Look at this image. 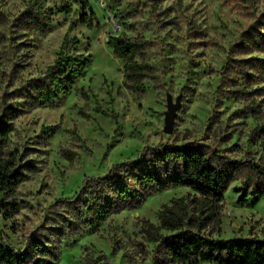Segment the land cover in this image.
<instances>
[{
    "label": "rangeland",
    "instance_id": "obj_1",
    "mask_svg": "<svg viewBox=\"0 0 264 264\" xmlns=\"http://www.w3.org/2000/svg\"><path fill=\"white\" fill-rule=\"evenodd\" d=\"M88 2L90 26L81 22L83 9L74 0H0V121L5 107L20 109L11 120L9 147L31 165L13 193L0 195L2 202L15 201L0 213V234L17 252L34 240L52 244L55 264H167L144 230L158 226L160 208L188 189L149 194L113 211L95 230L76 219L74 196L144 146L197 143L264 167V145L253 134L264 124V75L247 85L261 90L243 96L230 87L228 76L236 73L222 72L230 58L264 56L237 47L244 31L264 22V0ZM114 31L150 41L146 58L157 70L143 95L124 86L123 62L107 45ZM63 44L88 65L68 94L31 107L34 87ZM168 94L180 98L170 134L163 130ZM251 102L256 111L247 107ZM242 182L230 183L218 220L205 222L203 234L264 239V196L239 204Z\"/></svg>",
    "mask_w": 264,
    "mask_h": 264
},
{
    "label": "trees",
    "instance_id": "obj_2",
    "mask_svg": "<svg viewBox=\"0 0 264 264\" xmlns=\"http://www.w3.org/2000/svg\"><path fill=\"white\" fill-rule=\"evenodd\" d=\"M83 9L80 20L91 25L94 13L88 0H74ZM115 1V0H114ZM88 10L89 14H84ZM69 8H63L68 12ZM91 15V16H90ZM241 35L239 51L264 52V22H257ZM123 26L129 27L127 22ZM149 40L130 37L123 31L112 32L107 45L115 57L123 62L124 86L134 94L143 95L146 80H154L156 67L146 58ZM88 65L81 55H70L63 44L40 83L33 89L30 106H44L60 94H68L77 77ZM235 72L229 77L232 92L239 95L258 93L260 88H247L264 75V56L245 59L230 58L222 72ZM245 87V88H244ZM256 111L257 105L252 104ZM20 109L5 107L0 121V195L13 193L26 180L29 163H20L17 154L9 147L11 120ZM255 118V116H252ZM56 126L46 129L55 132ZM255 142L264 145V124L254 127ZM242 178L237 202L247 196L257 199L264 196V167L251 161L232 160L217 150L197 144H164L158 148L144 146L136 158L114 164L106 175L87 182L74 196V215L84 227L95 230L113 211L132 208L149 194L179 187L190 191L173 198L157 212L158 226L148 224L144 233L160 249L167 264H264V239L235 237L217 239L201 232L205 222L218 220L224 194L230 183ZM15 201L2 202L0 213ZM168 232L164 234L161 231ZM62 237H66L63 234ZM53 245L34 240L27 250L17 252L0 234V264H55ZM34 257V258H33Z\"/></svg>",
    "mask_w": 264,
    "mask_h": 264
},
{
    "label": "water",
    "instance_id": "obj_3",
    "mask_svg": "<svg viewBox=\"0 0 264 264\" xmlns=\"http://www.w3.org/2000/svg\"><path fill=\"white\" fill-rule=\"evenodd\" d=\"M179 96L173 101L170 94L166 96V110L164 111V124L163 130L165 133H172L174 128V120L176 117L177 109L180 104Z\"/></svg>",
    "mask_w": 264,
    "mask_h": 264
}]
</instances>
